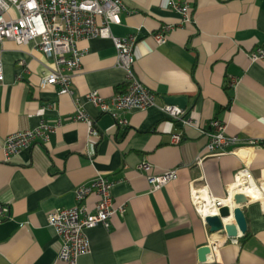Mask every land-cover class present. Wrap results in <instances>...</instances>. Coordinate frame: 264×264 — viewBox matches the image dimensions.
Returning <instances> with one entry per match:
<instances>
[{
	"label": "crops",
	"instance_id": "obj_1",
	"mask_svg": "<svg viewBox=\"0 0 264 264\" xmlns=\"http://www.w3.org/2000/svg\"><path fill=\"white\" fill-rule=\"evenodd\" d=\"M184 1L193 22L178 25L180 15L167 0H122L121 22L111 30L117 36L138 33L133 68L156 94L155 106L124 114L126 127L85 98L91 90L105 98L123 90L124 72L116 65L111 39L77 41L85 54L72 77V96L59 93L57 86H41L42 73L53 61L33 42L0 43V204L9 207L0 220V264H64L57 259L59 241L47 225V213L72 207L74 189L97 173L113 182V205L125 204V210L111 217L108 228L87 231L90 251L78 264H200L198 249L204 245L215 249L202 264H264V146L197 161L214 117L226 123L228 133L264 141V60L248 57L264 44V0ZM164 24L176 26L158 46L152 33ZM169 96L186 97L191 124L177 125L163 113L160 106ZM75 97L98 136L88 135L85 122L70 119ZM58 119L61 124L45 143L5 159L6 135ZM179 131L182 140L172 143L171 134ZM143 160L154 172L177 169V178L151 191L137 170ZM244 164L263 193L241 204L246 231L233 242L223 230H209L191 192L205 187L212 197L224 199ZM95 199L90 196L87 204Z\"/></svg>",
	"mask_w": 264,
	"mask_h": 264
},
{
	"label": "built area",
	"instance_id": "obj_2",
	"mask_svg": "<svg viewBox=\"0 0 264 264\" xmlns=\"http://www.w3.org/2000/svg\"><path fill=\"white\" fill-rule=\"evenodd\" d=\"M167 3L180 15L178 25L193 22L191 7L186 1L167 0ZM123 10L125 6L122 0H0V43L6 39L18 45L33 42L44 56L53 61V66L47 67L42 73L41 86H57L59 93L72 96V77L79 69L85 54V50L77 47V41L94 37L111 39L116 49V65L124 72L126 88L110 98L101 96L97 90H91L86 93L85 98L100 112L110 115L118 127H126L128 119L124 114L133 109L146 110L155 106L156 94L138 79L133 68L134 45L139 39L138 33L117 36L111 30L113 24L121 22L120 13ZM175 26L164 24L152 33L156 45L166 43L168 34ZM248 57L252 62L264 60V44L253 47L248 52ZM18 63L25 66L24 60H19ZM74 101L77 108L70 119L85 122L88 125V135L98 136L80 99L75 97ZM160 109L177 125L192 123L186 110L177 105L163 104ZM60 124L59 119L54 123L41 120L32 128L6 135L2 145L5 159H10L23 149L45 143L50 133ZM204 134L207 142L203 153L197 158L198 162L206 156L237 154L241 149L264 146L263 140L228 133L226 123L216 117L210 119L209 129ZM181 140L180 131L171 134L172 143H179ZM137 170L144 175L151 191L158 190L177 178V169L154 172L152 165L144 160L138 163ZM112 187L111 180L97 173L95 177L74 189L72 207H56L47 213V225L54 230L59 241V261L64 264H78V258L90 251L87 231L96 225L108 228L111 217L118 211L124 212L125 204L119 207L113 205ZM248 189L253 191L252 197H248ZM239 193L245 196L244 203L259 199L263 193L262 187L254 181L246 164L234 173L233 183L227 188L224 199L212 197L202 187L191 192V201L204 221L206 215L218 214L219 208L229 205L233 202L234 195ZM92 195L96 199L92 205H88L87 199ZM8 213V205L0 204V220L6 218ZM232 241L236 242L235 238ZM209 248L211 255V250L215 247L209 245Z\"/></svg>",
	"mask_w": 264,
	"mask_h": 264
},
{
	"label": "water",
	"instance_id": "obj_3",
	"mask_svg": "<svg viewBox=\"0 0 264 264\" xmlns=\"http://www.w3.org/2000/svg\"><path fill=\"white\" fill-rule=\"evenodd\" d=\"M166 102L171 105L178 104L177 106L185 109L186 97L169 96L166 97ZM246 201L243 194H235L234 200L229 205H224L219 208L218 214H209L204 218L205 223L208 225L211 232L224 231L230 238H237L246 231V219L241 204ZM230 218L232 222H227ZM210 254L209 245H204L198 249V263L206 262L207 256Z\"/></svg>",
	"mask_w": 264,
	"mask_h": 264
},
{
	"label": "bare ground",
	"instance_id": "obj_4",
	"mask_svg": "<svg viewBox=\"0 0 264 264\" xmlns=\"http://www.w3.org/2000/svg\"><path fill=\"white\" fill-rule=\"evenodd\" d=\"M247 193H248V197H252L253 195V191L251 189H248L247 190Z\"/></svg>",
	"mask_w": 264,
	"mask_h": 264
},
{
	"label": "trees",
	"instance_id": "obj_5",
	"mask_svg": "<svg viewBox=\"0 0 264 264\" xmlns=\"http://www.w3.org/2000/svg\"><path fill=\"white\" fill-rule=\"evenodd\" d=\"M118 89H119V87H117ZM125 88H126V86H125V84L123 85V90H121V91H119V92H122V91H124L125 90Z\"/></svg>",
	"mask_w": 264,
	"mask_h": 264
}]
</instances>
